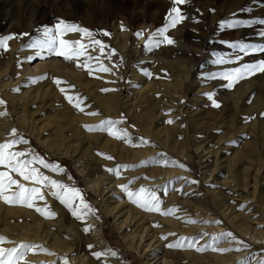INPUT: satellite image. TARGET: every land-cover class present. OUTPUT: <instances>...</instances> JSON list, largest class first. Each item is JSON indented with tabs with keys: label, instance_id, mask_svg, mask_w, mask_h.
Segmentation results:
<instances>
[{
	"label": "rangeland",
	"instance_id": "1",
	"mask_svg": "<svg viewBox=\"0 0 264 264\" xmlns=\"http://www.w3.org/2000/svg\"><path fill=\"white\" fill-rule=\"evenodd\" d=\"M6 1H8V4L4 10L5 12H3V17L7 18V22L5 27L0 29V37L11 35L14 38L8 41V50H0V72L5 70L6 65H9V70L5 77L7 83L4 84L10 85L4 87L0 84V99H3L6 102L4 108L11 115L10 129L23 130V133L20 135L29 143L17 145L15 150H30L32 153L43 158L46 162L59 165L62 168V171L60 172L45 169L40 165H35V167L40 168V171L44 175L49 177L52 176V179L54 178L59 182L61 181V183L66 184L68 187L78 188L81 191L85 202L94 210V214H92L96 216L97 221L100 223L101 232L105 240L104 245L101 248L97 247L92 240L90 235L91 228L88 232L84 231L86 227L90 226V224L87 223L88 216L86 215L83 220L77 219L72 215L71 211L64 206V204L62 205L60 200L51 195L54 209L61 215H67L66 219L68 224L66 227L72 230L73 233L77 228H80V225L84 228L82 231L79 230L81 232L79 236L76 237V242L78 244L77 247H79L77 250L79 253L78 255L81 256L84 254L83 256L86 258V264H114L111 263L113 256L112 258L108 257L109 259L106 258V256L97 259L93 255L94 252H104L106 249L115 252L117 256H114H119L121 261H118V264L148 263H146V260L134 249L127 247L126 242L122 239L120 230L114 222L113 214L107 212L105 202H102L103 200L99 197L98 193L88 186L84 175L81 174L79 170L80 168H84V170L88 172V175L90 174L93 179L101 178L105 173L107 174L106 176L115 175L107 171V169L115 168L117 162L115 161L113 152L103 148V140L109 138L111 140L115 139L118 142H122L124 139H117L103 131H88L83 127V125H98L102 119H113L112 116L109 117L108 114H106L107 116L105 114L100 115L96 121H91L90 123H88L89 121L86 119L95 117L86 114L88 112H96L98 114L105 113L102 106L103 101H101V99L106 98V95L110 91L105 92L102 91V89H110L108 83L110 81L109 78L104 77L102 73H98V71L96 72L95 70H93L90 75L87 70L84 77L79 82L69 80L67 77L58 73H55L53 78H48L46 75L40 77L32 76L38 78L29 83L25 82L23 79L24 74L21 73V68L24 67L25 64H28V66L32 68V66L38 61H45L47 59L53 60L56 58L58 61L62 62L69 61L65 60L62 56L55 54L48 55L45 53L41 56H36V49L24 47L34 39H43V29L46 27L54 28L59 21H64L68 24L69 22H72V24L86 28L94 34H97L95 39H99L109 46L105 49L106 55L104 54L101 57V60L103 64L110 62L114 65L115 72L121 76V79H123L121 85L117 88L118 92L116 91V95L120 98L119 103H117L118 107L121 109L119 113L120 120L126 124L127 129L132 130V135L135 134L140 137L141 142L143 141L142 143H144L143 145H146V148L151 147L154 153V155H147V157L151 158L145 161L141 160V164L138 163L128 169L130 173H135V175L132 176L134 178L130 184L133 185L134 183H139V185H145L144 181L146 182L147 179L149 180V178H151V175L148 174L149 170H153L154 172L152 174V179H154V181H158V179L162 177V172L176 170L178 172L175 174V180L178 182L181 181L177 194L179 195L178 197H183L181 200L183 201L184 206L174 208L176 202H173V204H171L173 210L184 209L183 211L185 213L193 212L197 216L206 213L207 216L214 218L213 216L223 217L226 213L225 207H227L228 210L232 209V211L226 213V220L224 221L226 226H230V228L232 227V232H241L242 227L239 226L243 223L245 217H248L244 221L248 226H253L254 229L264 231V146L261 144L262 138H264L262 131L264 130H262L261 127L257 129L259 132L257 142L260 151V160H258V163L260 164L259 167H261L260 175L257 177V187L252 182V179L255 178L252 175L256 170H253L249 175H245L244 169L248 168V165L245 163L241 166L240 163L235 162L236 164L232 168L234 181L227 180V172L225 171L227 163L235 160L233 157L236 153V148L241 147L244 143L243 141L246 140L244 132L236 130L237 128H242L241 125H243L244 122H240L237 125V123L233 122L235 116L232 112L230 110L225 112L224 105L220 104L219 101H216L220 106H212V110L223 114H220L222 117L227 116V120L225 119L224 124H228V126L223 124L224 126H222L223 128L220 130L217 128L215 129L214 124H211L209 127L205 126L207 127V131L210 129L208 134H206L207 137L209 136L207 138L208 144L206 143L207 148L210 150L216 149L218 145L217 141L222 135L225 136L227 141L225 139V141H220L222 144L220 143V148L218 149L217 169L220 168L219 170H222L223 173L218 180L208 183L202 179V174L213 168L214 154L207 156L208 159L206 156L202 158L206 151L200 152L194 148L195 146L192 142L194 135L191 131H194L195 129L198 130L196 132L202 133V131H205V128H203L204 126L201 124H197L198 126L189 125L191 124V119L188 118V110H190L191 113L193 109V112H198L200 108H203L205 110H201V112L205 113L209 110L208 106L210 105L206 104L205 101L210 100L204 95L205 93H210L208 90L202 92L205 101L203 100L202 102H199L200 104L192 103V101L190 103L192 93L196 91L193 89L194 86L192 85V80L197 74H202L203 71L207 69L205 67V62L208 61L207 59L212 61L210 66L216 65V67L221 68L213 72V74H216L230 71L233 68L240 67L244 63H248V60L251 61L256 58L258 53L249 52L248 55H245L239 50V48H233L230 47V45L235 43L264 45V23H261L264 19L260 22L256 21L260 17V14H262L260 12L264 13V0H253L247 4H244L245 0H186L185 3L177 5L178 9L185 16V19L178 23L174 28H169L166 35L173 39L175 44L178 43L180 45L179 47L182 48L176 50V53L172 55V58L176 57L177 59H182L184 65L190 66V77L188 81L189 84L186 88L187 90H184L183 105H180V110L183 114L180 118L181 122H177L176 115H173L175 119L173 120V123H168L169 120H166L165 122L159 121V123L155 120V122L153 121L152 123H150L149 120L146 121L147 117L150 118L154 115L158 116L159 114V112L155 110L156 103L154 101L145 102L143 104L137 103L130 116H125L122 107V103L126 100L125 96L129 95V97L133 98L130 94V83L127 81V75L130 72V62H133L136 59V55L134 56L132 51L134 42L132 34L135 29L143 28L142 30L150 31V36L152 37L158 29L164 27L168 22L169 12L173 7V0H139L138 2L136 1L132 3L129 9L127 8L125 11L118 13L119 20L117 21V24L120 23L122 24H119L120 26H127L131 30L129 33L130 39L128 42V50L122 55L113 42V35H99V31L103 27L102 21L105 14L104 12L109 9V3L107 0ZM155 14H157V18L153 17ZM47 15H51L52 17L45 19ZM70 15L73 18L68 20L67 16ZM1 16L2 15L0 14V17ZM65 17L67 19H65ZM74 20L75 22H73ZM236 21H239L240 23L236 24L233 28L220 27L223 22ZM245 26L249 27L248 29L251 30L252 33L247 42H243V36L241 35L242 29ZM186 27L192 29L193 35H180ZM78 35L81 37L80 33H78ZM150 36L147 37L148 41ZM148 41L144 42V45H146ZM201 41L204 42L201 43ZM165 43L166 45L164 46L173 44ZM216 46H221L225 50H214ZM157 47H153L151 50H156ZM110 49L115 50V55H112L109 59L107 53ZM87 51L93 57L100 55L98 46L95 50L90 48L87 49ZM211 51L213 53L210 57L208 54ZM26 54L28 57H34V59L28 60L25 57ZM237 57L241 58L240 61L237 60ZM81 58L82 57L79 59ZM220 58H223L225 62L215 63ZM141 73L144 76V71ZM213 74L209 76L208 80L203 82L205 86L213 83V81H225L219 77L215 79L211 78ZM100 76L108 80H103L104 78H99ZM146 77H148V75H145V78ZM54 78H59L62 81L59 87H64L67 95L78 94L83 98L81 106L84 107L85 112L82 113L70 105L67 102L64 93L59 94L61 91L53 82ZM2 89H4V91H2ZM46 89L49 94L45 98V104L42 109H39L37 104L32 105L31 100L27 99L26 92L32 97L39 90L44 91ZM217 95L222 97L219 92ZM153 98L159 99L161 97L155 95ZM213 98L216 99L218 97ZM17 116H20L21 119L18 120L16 118ZM171 116L172 114L167 115V119H170ZM215 117L218 119L219 116L217 115ZM229 121L233 123H230ZM153 123H155L154 125L157 123V128H154V133H151L150 135L147 134L146 136V134L143 133V129H145V127L152 128ZM173 125L174 127L176 126V130L173 129ZM33 126L38 129V133H29L24 129H32ZM165 128L166 131L168 130V132H166L168 135V141L163 143L156 139L157 133L155 134V132L156 130L158 131V129L163 131ZM185 132L188 134V137H185V139L187 138L186 141H189L187 142V146L191 149L189 148L188 156H190L189 158H191V160L187 158L186 154L181 156L183 154L180 150V145L184 138L183 133ZM174 137L176 138L173 140ZM203 139L199 141H203ZM213 142L214 144H211ZM154 144H156L155 147ZM161 146L163 148H161ZM186 147H183L182 149ZM59 148L62 150L60 154L56 152ZM101 153L105 155H100ZM106 156H111L114 160L110 159V161ZM107 161H110V164ZM74 162H76L79 169L75 167ZM79 163L83 166H80ZM181 164L184 165L183 168L179 166ZM0 170L6 169L0 168ZM144 174L145 177L143 176ZM191 181H196V183H191ZM175 185L176 183L174 182L172 190L176 187ZM163 187L164 192H168V186ZM207 187H209V189ZM252 187H256L255 192L252 190ZM194 190L197 192L194 193ZM209 190L218 194V197L212 199ZM41 192L43 194L42 188ZM44 194L46 199H50V195H47L45 192ZM220 199L227 201L224 206H222ZM76 204H79L78 200L76 201ZM11 206L26 207L21 205ZM0 212V223L7 224L6 227H12L13 230H17L21 224L24 225V223L28 222L24 215H5V212L2 210H0ZM238 214H242L243 216L239 217L237 216ZM229 222L232 223L234 227H237V229ZM262 234L264 235V233ZM25 240V242L36 244L35 240ZM90 245L92 246L91 248L89 247ZM174 249L178 250L182 248L176 249L175 247ZM39 251L41 250L37 249L34 252L37 253ZM178 256L179 255L177 254V256L172 258L169 264H210L212 262H216L217 264H244L243 260L238 262L237 259L236 261L233 260L234 262H223L219 258H211L210 256L190 259L179 258ZM260 261L261 260H258L254 264H259Z\"/></svg>",
	"mask_w": 264,
	"mask_h": 264
},
{
	"label": "bare ground",
	"instance_id": "2",
	"mask_svg": "<svg viewBox=\"0 0 264 264\" xmlns=\"http://www.w3.org/2000/svg\"><path fill=\"white\" fill-rule=\"evenodd\" d=\"M136 1L138 2L139 0H107V2L109 3V9L105 10L104 12L105 14L103 16V21H102L103 27L101 26L102 29L99 31V33L103 31H106L108 33L110 32V35H113V42L116 45V48L120 51L121 55L125 54L126 51L128 50V42L130 39L129 33L131 30L127 26H120L122 25L120 23H119L120 25L117 24V21L119 20L118 13L125 11V9L127 8L129 9L132 3ZM251 1L253 0H245L244 4H247ZM7 4L8 1L0 0V14L2 15L1 16L2 18L0 17V29L4 28L7 22V18L3 17V12H5L4 10ZM260 13L262 14H260V17L256 20L258 22L264 19V13L263 12ZM50 17L52 16L47 15L45 19ZM153 17L157 18L158 16L157 14H155V16ZM67 18L68 20H71L73 17H71L70 15L67 16ZM67 18L65 17V19ZM73 22H75V20ZM69 24H72V22L71 23L69 22ZM248 28L249 27L245 26L242 29L241 35L243 36V42H247L250 38V35H252L251 30H249ZM142 29L137 28L134 30V33L132 34L134 38L132 51L134 56L136 55L135 57L136 59L133 62H130V69H129L130 72L127 75V81L130 83L129 89H130V94L133 96V98L129 97V95L125 96L126 100L122 103L123 111L125 113V116H130L133 108H135L137 103L143 104L145 102L154 101L156 103L155 110H157L159 114L158 116L154 115L153 117L150 118L147 117L146 121L149 120L150 123H152L154 120L157 121V123H159V121L165 122L166 120H170V119L173 121L175 120L173 115H176L177 118L176 121L179 122L180 118L183 115L180 110V105H183L182 102H184L183 99L184 90L187 88L189 84L188 81L190 77V66L184 65L182 59H177L176 57L172 58V55L176 53V50L181 48L179 47L180 45L178 43L176 44L173 43L172 45L164 46L166 45V43L163 42L159 44L156 50H149L147 47H145L144 42L148 41L147 37L150 36V31L142 30ZM137 33H141L142 35L138 37L136 35ZM180 35H193L192 29L186 27L183 30L182 34ZM62 38L70 41H76L82 39V37H80L77 32H69L67 35L63 36ZM157 39H162V38H157ZM83 42L88 43L87 38H84ZM203 42L204 41H201V43ZM214 50H225V49L221 46L220 47L216 46ZM212 53L213 52L211 51L208 54V56L211 57ZM27 54L25 55L26 58L28 57ZM261 59H264V53H258L256 55V58L251 61L248 60V63H252ZM207 60L208 61L205 62L206 64L205 67L207 69L203 71L202 74H197L195 78L192 80V85L194 86L193 89L196 91L192 93L190 103L191 101L192 103H197V104L199 102H202L204 100L203 99L204 95L202 92L208 90L210 91V93H214L215 98L218 97L215 99V101H219L220 104L224 105L225 112H228L229 110L232 112V114L235 116L233 122L237 123V125L240 122H244V124L241 125L242 128H237L236 130L244 132L246 140L244 138L245 141H243L244 143L242 142L243 145L241 147L236 148V153L233 157V159L235 160H232L229 163H227V166L225 168V171L227 172L226 179L234 181L232 175V168L235 166L236 164L235 162L240 163L241 166L245 163L248 165V168L244 169L245 175H249L253 172V170H256L255 173L252 175L253 177H255L254 179H252V182L257 187V177L258 175H260V171H261L260 169L261 167H259L260 164L258 163V160H260L259 157L260 151L257 142V139L259 137V132L257 131V129L261 127V129L264 130V73L258 72L255 75H251L247 78L240 79L238 82H234L231 88L225 86L228 83L227 80L213 81V83H210L207 86H205L203 82L208 80L209 76L213 74L214 71L221 69L220 67H216V65L210 66L212 61L209 59ZM238 61H240V59ZM84 62H85L84 57L79 59L78 62L76 60H69L67 62H62V61H58V59L56 58H54L53 60L47 59L45 61H38L32 66V68L29 67L28 64L27 65L25 64L24 67L21 68V73L24 74L23 79L27 83L38 78L32 76L40 77L46 75L48 76V78H53L55 76V73L61 74L67 77L69 80H75L79 82L84 77L87 69L83 67L79 68L77 66V63L82 65ZM96 63L97 61L90 62V66L92 67L93 70H95L94 67L96 66ZM104 65L111 68L112 70L110 73L98 71V73H102L104 77L109 78L110 80L108 82L110 85V92L106 95V98L101 99V101H103L102 106L103 109L105 110V113L102 114L99 113L98 115H95L94 118H86L89 121L88 123H90L91 121H96L100 115H104V114L105 115L108 114L109 117L112 116L114 120H120L119 113L121 109L117 105V103H119L120 101V98L116 95V91L117 88L121 85L123 79H121V76L115 72V66L112 65L110 62H107ZM8 70H9V65H6L5 70L0 72V84H2L4 87L10 86L8 84H4L7 83L5 77ZM143 71H147L151 75L145 78V75L143 76L141 73ZM104 77L100 76L99 78L103 79ZM106 78H104L103 80H108ZM2 91H4V89H2ZM218 92L221 94L222 97L217 95ZM48 94L49 93L47 89L44 91L39 90L32 97H30L28 92H26L27 99L31 100L32 105L37 104L39 109H42V107L44 106L45 98L48 96ZM155 95L161 98L154 99L153 97ZM205 102L206 104L210 105L208 106L209 110L208 111L206 110L207 111L206 113L201 112V110H205V109L203 108L201 109L200 107H199L200 110L198 109L199 110L198 112H193L194 109L193 110L191 109L192 113L190 112V110H188L189 111L188 118L191 119L190 120L191 124L189 125L198 126L197 124H201L204 126L203 128H205V131L204 132L202 131V133L196 132L198 130L195 129L194 131L192 129L190 130H192L191 132L194 135L192 141L193 145L195 146L194 148L200 152L206 151L204 153V156H202V158L206 156V158L208 159L207 156L214 154L213 168L211 170H207L203 172L202 174V179L208 183H211L213 181L218 180L221 174L223 173L222 170H219L220 168L217 169V162H218V149L220 148V143H221L220 141L224 140L225 136L222 135L221 137H219L217 141L218 142L217 148L210 150L207 148V144H208L207 138L209 136L208 137L206 136V134H208L210 129H208L207 131L206 128L209 127L211 124H214V128L220 130L223 128L222 126L224 125L228 126V124H224L225 119L227 120V116L226 117L220 116L221 113L212 110V102L208 100ZM0 113H6L5 115H0V142H5L6 140L11 138L9 135L11 131L10 129L11 115L8 111L5 110L4 105H0ZM171 114L173 117L171 116L170 119H167L169 117V116L167 117V115H171ZM217 115L219 116L218 119L215 117ZM16 118L18 120L21 119L20 116H17ZM157 123L156 125H154L155 123H153L152 128L145 127V129H143L144 130L143 133L146 134V136L147 134L150 135L151 133H154V128L155 127L157 128ZM116 127L117 129H122L127 131V137L124 139V141L118 142L115 139L111 140L109 138L103 140L104 141L103 148L107 149L110 152H113V156L115 158V161L117 162L116 167L117 165H129L132 167L133 165H137L138 163L141 164V160L145 161L151 158V157H147V155L150 154L154 155L153 149L151 147L146 148L145 147L146 145L144 146L143 145L144 143H142L143 141L141 142L140 137H138L134 133H133L134 135H132V130L127 129L126 124H124V122H121ZM172 127H174V125ZM175 127L173 128L174 130H176ZM24 129L29 133L30 132L38 133V129L35 126H33L32 129L29 128H24ZM17 131L19 134L23 133V130L21 129ZM166 132H168V130L166 131V128L163 131H161L160 129H158V131L156 130L155 132V134L157 133L156 139L158 141H162L163 143H166L168 141V137H167L168 135ZM262 134H264V131H262ZM183 136L184 138L182 139L181 141L182 143L180 145V150L183 154L181 156H184V154H186L187 158H189L190 156H188V152L190 147L188 148L187 146L188 145L187 142L189 141H186L187 138L185 139V137H188V134L185 132L183 133ZM175 138L176 137H174L173 140ZM200 138L202 139L204 138L203 141H199L202 140ZM211 144H214V142ZM261 144L264 146V138H262ZM155 145L156 144H154V147ZM162 146L161 148H163ZM183 147L186 148L182 149ZM56 152L60 154L62 150L59 148L58 151ZM189 159L191 160V158ZM110 161L107 162L110 164ZM74 165L77 169H79V167L76 165V162H74ZM79 165L83 166L81 163H79ZM131 167L120 168L119 177H117V175L106 176L107 174L105 173L101 178H97V179L96 178L93 179V177L90 174L89 176L88 172L84 170V168H80L79 170L80 173L84 175L88 186L92 188L96 193H98L99 197L103 200L102 202H105L107 212L113 214L114 222L117 228L120 230L122 239L126 242L127 247H130L134 249L137 253H139L140 256L146 260L145 261L146 263L169 264L172 258L177 256V254L179 255L178 256L179 258H185V259L196 258V257L203 258L207 256H210L211 258H219L223 262H230V261L234 262L237 259L238 262L243 260L244 264H254L258 260H264V235L262 234L264 233V231L254 229L253 226H248L246 223H244L245 219L248 218L245 217L243 223L240 224L239 226L242 227L241 232L240 233L235 231L232 232L231 229L232 227L230 228V226H226V223L224 221L226 220V213L228 211L229 212L232 211V209L228 210L227 207H225V211H226L225 215L223 217L213 216L214 218L207 216L206 213H202L199 216L195 215L193 212L185 213L183 211L184 209H178V208H177L178 210L174 209L172 215L165 216L162 214V212L158 213V212L145 211L140 207H138L136 204L132 203L128 199L127 194L122 191L120 185L128 184L129 189L132 191H138L139 188L141 187H145L147 189L155 191L157 196H159L162 201L161 203L162 211L173 209L171 206L173 202H176L175 203L176 206L174 208L178 206H184V203L181 200L183 197L182 196L178 197L179 195L177 194L179 190L178 187L181 185V181L178 182L175 180L176 177L175 174L178 171L176 170L167 171V172L161 171L163 173L162 177H160L158 181H154V179H152L153 178L152 174L154 172L153 170H149L148 174L151 175V178H149V180L147 179L148 181L146 180V182L144 181L145 185H139V183H137L138 185L136 183L131 185L130 182L134 178L132 176L135 175V173H130L128 171V169ZM11 175L13 176L14 179H17L18 181L24 183L28 187H32V186L41 187L43 190L44 200L34 201V207L32 208L11 206L0 200V210L5 212V215H15V216L24 215L25 218L28 220V222L24 223V225L21 224L17 230H13L12 227H6L7 224L5 223H0V236L6 237L7 240L15 241L17 243L25 242L26 241L25 239L35 240L36 245H40L42 246V248L48 250L47 252L41 250L37 253L35 252L27 253L25 257V261L27 262V264H64L65 258L69 261V264H86L85 262L86 258L83 256L84 254L81 256L78 255L79 253L77 250L79 247H77L78 244L76 242V237L79 236L80 232L84 228L80 225V228H77L73 233L72 230L66 227L68 224L66 219L67 215L66 216L61 215L58 211L54 209V204L52 205L51 193L53 189H51L50 187H43L41 185H33L29 181H24L20 176H18L15 173H11ZM143 176L145 177V174ZM50 178L52 179V176ZM53 180L55 179L53 178ZM174 182L176 183L175 185L176 187H174L172 190V186ZM163 186H168V192H164ZM256 187L255 188L252 187V190L254 192L256 191ZM207 188L209 189V187ZM44 192L47 195H50V199H46ZM196 192L197 191L194 190V193ZM209 194L212 199L218 197V194H215L211 191ZM220 201L222 202V206H224L227 202L226 200L223 199H220ZM36 207L47 208V210L55 212L56 216L54 218H46L45 215H42L35 210ZM87 216H88L87 223L90 224L91 226L90 227L91 238L94 241L95 245L101 248L104 245L105 240L101 232L100 223L97 221L96 216H94L92 213L87 214ZM237 216L240 217L243 215L238 214ZM190 221H195V222L193 223ZM230 224L233 226L232 223ZM234 228L237 229V227ZM222 233H231L232 235L222 236L218 242L214 243L212 238L214 236H220ZM163 237H167V239H164ZM180 237L194 238L195 246L192 248H182L178 250H175L174 249L175 247L174 248L167 247L169 243L175 242ZM210 245L212 247H210ZM13 246L14 245L11 243L0 244V247L3 248H11ZM213 247H215L216 249H228V251L222 252L219 250H212ZM197 248H203L204 250L197 251L196 250ZM108 251H110V249H106L104 252H108ZM49 252L53 254H48ZM116 256H113L112 258V255H106V258L110 257L112 258V261L110 260L111 263L118 264L119 263L118 261H121V259L119 258V256L118 257ZM25 261H21V264H25ZM210 264H217V263L212 262Z\"/></svg>",
	"mask_w": 264,
	"mask_h": 264
},
{
	"label": "snow or ice",
	"instance_id": "3",
	"mask_svg": "<svg viewBox=\"0 0 264 264\" xmlns=\"http://www.w3.org/2000/svg\"><path fill=\"white\" fill-rule=\"evenodd\" d=\"M186 0H173V7L169 12L168 22L164 27L158 29L156 33L153 34L152 37L149 38L148 43L145 45L149 50L153 47L159 46L160 43L167 42L168 44L174 43L173 39L166 35V32L169 28H174L178 23L182 22L185 19V16L178 9L177 5L185 3ZM240 23L236 22H223L220 27H228L233 28L236 24ZM264 23V21H261ZM123 30V28H122ZM69 32H77L81 34L82 39L76 41H70L63 39L62 37L67 35ZM43 39H34L29 44L24 47L36 49V56H41L42 54L48 55H58L62 56L65 60H76L79 61L80 57L85 58V62L81 65L77 63L78 67H83L89 71V74H92V67L90 66L91 61H97L95 70L105 73H110L111 68L105 66L101 60V57L105 54V49L109 46L104 44L101 40L95 39L97 34H94L90 30L86 28L79 27L75 24H68L64 21H59L58 24L54 28H44L43 29ZM99 35L109 36L110 33L103 31L99 33ZM138 37L142 35L141 33L136 34ZM14 37L2 36L0 37V50H8V41L13 39ZM87 38L88 43H84L83 39ZM162 38V39H157ZM99 47L100 55L95 57L91 56L87 49L92 48L95 50L96 47ZM230 47L239 48L241 52L245 55H248L249 52L252 53H264V45H249L244 43H235L231 44ZM23 50V49H21ZM108 58L110 59L112 55H115V50L110 49L107 53ZM28 60L34 59V57H27ZM237 59H241L237 57ZM224 59L220 58L216 61V63H224ZM264 73V59L252 62L245 63L240 67H236L231 69L230 71L221 72L213 74L211 78L215 79L217 77L227 80L228 83L225 85L228 88H231L234 82H238L240 79L247 78L251 75H255L256 73ZM144 75L150 76L151 74L147 71H144ZM46 78V77H42ZM53 82L59 87L62 81L59 78H54ZM71 87V86H70ZM61 93L65 94V98L67 102L72 105L74 108L78 109L80 112H85L84 107H82L83 98L78 94L76 95H67L66 89L64 87H59ZM102 91H110V89H102ZM204 95L212 102V106L219 107L220 105L215 101L214 93H205ZM6 102L3 99H0V105H4ZM6 113H0V115H5ZM88 115H98L96 112H88ZM121 120H113V119H104L98 125H83L88 131H103L107 132L109 135L117 138V139H125L127 137V131L122 129H117V125L120 124ZM168 123H173V121L169 120ZM10 139L5 142L0 143V168L6 170H0V200H2L6 204L10 205H21L29 208L34 207V201L36 200H44V195L41 192V187L32 186L28 187L24 183H21L17 179H14L11 173H15L20 176L24 181H29L33 185H41L43 187H50L53 189L52 195L56 197L65 207H67L72 215L77 219L83 220L84 217L93 213L94 210L91 208L89 204H87L84 200V197L81 191L78 188L68 187L66 184L61 183L57 180L51 179L49 176L44 175L40 168L35 167V165H40L45 169H51L54 172L62 171V168L59 165L50 164L46 162L40 156L29 151L23 150H15L17 145L20 144H28V141L23 139V137L18 133L16 129H11ZM105 155V154H100ZM107 159H113L111 156H106ZM181 168L184 165H179ZM131 167L129 165H117L116 168L107 169L110 173H113L119 177L120 168H128ZM184 179V178H181ZM131 183V182H130ZM191 183H196V181H191ZM123 192H125L128 196V199L136 204L141 209L148 212H158L163 215H172L174 210L168 209L167 211H162L161 209V199L157 196L155 191L147 189L145 187L139 188L138 191H132L129 189L128 184L120 185ZM79 201V204H76V201ZM75 205V206H74ZM35 210L45 215L46 218H54L56 216L55 212L47 210V208L36 207ZM195 222V221H190ZM159 226V225H157ZM90 227H86L84 229L85 232L90 230ZM174 235V234H172ZM231 233H222L220 236H214L213 242H218L222 236H231ZM167 239V237H163ZM234 239V237H233ZM11 243L14 246L11 248H3L0 247V264H21V261H25V257L27 253L34 252L39 249L42 251H48L43 249L42 246L32 244L29 242H20L17 243L15 241H9L6 237L0 236V244ZM195 246L194 238L188 237H180L173 243H169L167 247L169 248H192ZM92 247L91 245L89 246ZM210 247H212L210 245ZM197 251H203V248H197ZM212 250L219 251H228V249H216L215 247ZM53 254V253H48ZM93 255L100 259L102 256L106 255H116L115 252H94ZM25 264L27 262L25 261ZM64 264H69V261L65 258ZM259 264H264V260H261Z\"/></svg>",
	"mask_w": 264,
	"mask_h": 264
}]
</instances>
